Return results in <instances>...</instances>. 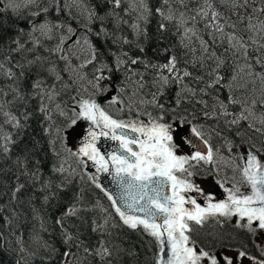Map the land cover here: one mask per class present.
<instances>
[{
    "label": "trees",
    "instance_id": "obj_1",
    "mask_svg": "<svg viewBox=\"0 0 264 264\" xmlns=\"http://www.w3.org/2000/svg\"><path fill=\"white\" fill-rule=\"evenodd\" d=\"M222 1L183 0L182 3L181 0H167L165 3V0H146L151 9V16L145 23L138 18L136 11L127 1H123L121 7L115 10L118 15L109 16L108 13L112 11L113 5L107 0H80L82 5L84 4L85 13L91 11L97 14L98 18L94 22L89 23L88 21L87 23V26L91 28V31H88L89 38L102 53L100 60L113 69L111 72L105 70L104 74L112 77L105 83L114 85L109 94L121 98L123 102L121 113L124 118L126 117L125 102L119 90L127 84L128 78L126 77L130 70L126 71L125 68H138L139 72L146 73L150 67L155 65L154 68H158L159 65H164L170 58L175 57L176 70L181 75L182 83L198 93L205 92L204 97L210 100L206 105L208 99L197 95L196 99L191 100L190 98L189 101H184V98L182 99L178 95L176 81L168 77L167 84L162 81L165 84L164 94L156 97L158 103L165 106L167 118L198 116L199 114L198 117H200L201 111L205 109V106H208L214 118L205 120V125L209 129L215 130L224 141H229L234 150L241 144L255 150L261 161L264 158V135L252 131L244 122L233 123V120L221 117L218 109L214 106V93L217 97L219 95L222 103H228V95L224 90L229 85L227 82L230 83L232 79L238 59L236 52L226 42V35L233 34L240 37L247 45L248 60L253 68L264 73V47H261L262 44L258 45L250 41V34L246 28L251 20L264 29V13L259 11L264 7V0ZM46 2L47 0H41V6ZM59 2L64 12L62 11L58 16L52 13L47 18L70 23L74 29L83 27L81 17L73 14L71 8H66L65 0H59ZM156 8H162L165 16L172 14L174 18L170 21L163 19ZM35 10V6L30 9L22 5L13 11L11 7L0 3V63L8 68L19 62L25 65L24 71L27 73L25 76H21V69L15 67L13 71L17 75L13 80L5 75H0V104H3L5 112L15 115L24 125L23 128L17 129L11 124L4 123L5 118L0 115L3 133L11 134L16 141L15 145L11 146L12 152L10 151L7 155L0 153V234H2L0 236V264H16L18 260L20 264H63L64 257L61 254L68 250V246L62 243L61 228L55 223L58 218L63 219L64 227L74 235H79L90 249H95L99 240L105 241L106 246L113 252V264H154L158 250L154 239L144 233L142 229L132 230L122 224L112 211L105 196L89 182L82 172L78 160L67 151L64 143L57 139V129L65 127L73 117V111L69 105L80 91L73 77L66 70V60L61 59L60 53L49 51V49L55 48L58 43L59 32L54 34L52 40L40 36L39 33L34 34L40 39L38 46L32 43L33 38L30 37L29 40L27 33L31 30L29 21L33 19L31 13ZM204 12L208 14L204 15ZM213 13L216 14L215 18L213 17L214 25L222 29L220 32L223 37L218 45L212 47L211 53V48L209 51L202 48L199 37H203L210 46L213 44L212 39H209L210 34H208V26L212 25L210 16ZM85 17L87 16L85 15ZM99 17H104L103 21ZM45 18L41 14V17L35 19L39 23ZM161 23L165 25L163 30L159 27ZM101 24L109 34L107 37L103 33L100 37L96 35L100 31ZM133 24H139L146 34H138L137 30L132 27ZM186 25L193 26L196 34L189 38H183L180 35V30ZM206 29L207 32L204 31ZM134 33L137 35L135 36ZM136 38L138 43L135 42ZM15 40L24 44L22 50L12 51L17 47L13 43ZM133 41L134 43H132ZM124 52L129 53L133 59L139 58V62L129 66L127 63L117 69V58H119L118 56L123 57L122 53ZM37 57L40 59L36 60ZM28 60L36 62L33 65H28ZM99 66L100 63L97 61L84 69L90 76L87 75L89 79L93 77L95 68ZM49 68L55 71H47ZM185 71L190 75L184 76ZM57 75L60 77L58 81ZM37 76L43 79L45 88L52 90L54 85V91L57 94L53 100L49 101L46 96L41 98L36 95L35 90L32 89V83ZM217 76L221 79L218 83L213 84ZM145 79L147 83H151L160 77L148 73ZM210 83L213 84L211 88L207 87ZM14 88L24 97L23 100L15 99ZM215 90L216 92H214ZM102 96L104 94L92 97L103 106ZM177 100L180 101L179 104L176 103ZM42 102L46 107L44 113L39 111ZM258 109L264 115V107ZM61 111L65 114L61 115ZM159 111L156 113L159 114ZM46 116L50 118L46 119ZM46 129L48 131H45ZM25 147L30 150L29 153L24 152ZM25 156H27L30 170H34V166L39 167L42 179L34 185L26 187L19 194V200L13 201L11 189L16 182V175L21 169L17 160L24 159ZM61 165L65 168L63 173L53 171L54 167L59 168ZM27 180L28 177H20L21 183H25ZM46 182L51 185V188L41 191L42 185ZM53 191L58 195L45 203L44 196L51 195ZM33 197L34 199H32ZM72 205L81 211L76 217H63V213ZM33 208L36 209L35 213ZM105 219L108 223L105 225L103 233L91 231L92 227H95L93 222L104 224ZM8 220H11V224L8 223ZM42 222L46 230L41 229ZM18 238L23 242L22 246L25 249L23 253L20 252L21 244L17 243ZM191 238L195 240L197 248L202 246L208 251H218L219 248L224 247L236 248V242L243 245L247 243L246 237L231 232L229 228L227 230L219 228L217 225L197 226L191 234ZM45 242L47 245H51V248L46 247ZM52 249L55 251L53 252ZM77 249L74 245L71 248V252L76 253L72 264L100 263L98 258L85 254L83 248Z\"/></svg>",
    "mask_w": 264,
    "mask_h": 264
},
{
    "label": "snow or ice",
    "instance_id": "obj_2",
    "mask_svg": "<svg viewBox=\"0 0 264 264\" xmlns=\"http://www.w3.org/2000/svg\"><path fill=\"white\" fill-rule=\"evenodd\" d=\"M107 2L113 5V9L108 15H118L115 10L121 7L123 0H107ZM181 2L183 3V0ZM0 3H5V0H0ZM24 6L25 8L35 6L36 9L31 13L33 19L29 21L31 30L28 32V36L33 38L34 45L40 44L39 37L34 34L39 33L40 36L52 40L54 34L59 32L58 43L55 48L49 49V51L60 53L61 59L67 60V56L63 55V49L68 46L69 42L79 45L81 41L70 23L47 18L52 13L58 16L63 11L59 0H47L43 6H41V0H24ZM6 7H11L13 11H16L19 8V3L17 0H7ZM139 8L141 10L140 19L147 23L151 16V9L146 0H139ZM156 11L165 20L170 21L174 18L172 14L165 16L162 8H158ZM259 11L264 13V7L260 8ZM41 14L46 18L37 23L35 18L40 17ZM207 14L204 12V15ZM212 15L215 18L216 14L213 13ZM97 18L95 12H88L89 23L94 22ZM99 19L103 21L104 17H99ZM132 27L137 30L138 34H146L139 24H133ZM159 27L163 30L165 25L161 23ZM88 30L91 31V28ZM219 30L222 31V29ZM101 33L105 37L109 35L103 24H101L100 31L96 35L100 37ZM13 43L17 47L12 51H19L24 48V44L20 43L19 40H15ZM84 43L92 49V52L91 58L82 67L97 61L100 63V66L95 68L93 77L88 79V85L93 89L92 96L112 91L114 85L105 83L112 77L106 76L104 72L105 70L111 72L113 69L100 60L102 53L90 40L86 38ZM125 43H127L126 40ZM241 46L245 47L243 43ZM124 55L126 56L127 53ZM39 59V57L36 58V60ZM35 62L28 60L27 64L33 65ZM138 62L139 58L130 60L132 65ZM127 63L129 61L117 58V69ZM15 67L21 69V76L27 74L24 71L25 65L17 62L8 68L0 63V75H5L9 79L15 78L16 73L13 71ZM154 67L156 66L154 65ZM158 67L173 73L176 70L175 57L170 58L167 64ZM47 71L53 72L55 70L49 68ZM183 75L188 76L190 73L185 71ZM84 78L81 77L82 80ZM56 79H60L59 75L56 76ZM160 79L165 84L168 83V77L161 76ZM220 79L217 76L216 83ZM207 87L211 88L213 84L210 83ZM32 89L35 90L37 96L41 98L46 96L49 101L53 100L57 94L54 91V85L52 90L45 88L44 81L39 76L33 81ZM13 92L16 94L15 99H24L17 89L14 88ZM109 103L115 105L122 103V101L119 100L118 96L113 95ZM150 103L160 110L158 115L154 116L152 112L138 113V115H145L147 122L142 120L125 121L113 118L94 98H80L77 101L78 111L74 112V118L65 127L57 129V139L62 141L66 147L67 138L75 131L77 121L82 119L89 122L90 127L87 135L83 137L78 150L72 151L68 148L67 151L73 156L86 157L87 160L92 161L97 172H108L113 176L121 189L119 201L103 188L101 191H105V195L111 202V207L123 225L132 230L142 229L144 233L154 239L159 250L154 264H243L245 258L252 261V264H264V259H257L241 249L235 250V255H228L223 251H208L202 246L197 250L196 242L191 238L196 226H203L210 218L220 217L226 219L236 217V227L245 229L252 234L264 233V163L257 159L253 152L248 151L246 162L240 168V174L242 182L249 187L250 191L242 193L235 184L233 188L229 189L224 187L223 182L216 180V183L225 193L224 199L217 200L214 193H205L204 189L195 182L201 164L211 165L214 163L212 148L208 147L205 153L201 151L200 146L193 139L203 140L202 132L184 117L167 118L165 106L158 103L155 95ZM176 103L179 104L180 101L177 100ZM39 111L46 112L43 102ZM64 114L61 111V115ZM0 115L4 116V123L11 124L17 129L24 127L15 115L4 111L3 104H0ZM45 118L49 119L50 117L46 116ZM185 126H187L186 131ZM101 137L115 142L103 153L97 147V142ZM15 143L16 141L11 134L3 133V125L0 124V153L9 154L11 146ZM203 143L207 145L208 142L203 140ZM185 145L193 149L190 154L183 153ZM24 152L29 153L30 150L25 147ZM79 162L85 163L83 160ZM17 164L21 165V169L16 175V182L11 189L13 201L19 200V194L26 187L34 185L42 179L38 166H34V170L28 168L27 156L24 159H18ZM53 171L63 173L65 168L61 165L59 168L54 167ZM21 176L28 177V180L21 183ZM89 179L95 180V177H89ZM96 187L100 188V185L96 184ZM50 188L51 185L46 182L42 185L41 191ZM191 193L198 194L204 200V206H201L197 202V198L190 195ZM57 195L58 193L55 191L51 195H45V203ZM186 205H190V207ZM79 211L81 209L72 205L63 213V217H76ZM33 212H36L35 208H33ZM8 223L11 224V220H8ZM55 223L61 228L62 243L68 246V250L61 254L64 257L63 264H72L73 258H75V253L71 252L73 245L78 249L83 248L85 254L98 258L100 264H113V252L106 246L105 241L99 240L95 249H90L79 235H74L68 228L64 227L63 219L58 218ZM93 223L95 227H92L91 231L103 233L108 221L105 219L104 224ZM41 229L46 230L43 222ZM17 243L21 244L20 252L23 253L25 251L22 246L23 242L18 238ZM45 246L51 248V245H47L46 242ZM52 251L54 252L55 249ZM261 255L264 256V252ZM16 264H20V261L18 260Z\"/></svg>",
    "mask_w": 264,
    "mask_h": 264
},
{
    "label": "rangeland",
    "instance_id": "obj_3",
    "mask_svg": "<svg viewBox=\"0 0 264 264\" xmlns=\"http://www.w3.org/2000/svg\"><path fill=\"white\" fill-rule=\"evenodd\" d=\"M129 1L132 3L130 4L134 6L133 8L136 10L137 16L140 18L141 10L139 8V0ZM65 2L66 8H71L73 14L83 19V27L78 30L79 33L77 35L80 38V44L75 45L69 42L68 46L63 49V55L67 56L68 58L66 60V62H68L66 70L73 77L81 96L85 97V95H88V97H92L93 89L90 87V85H88V73L86 74V72L84 71L85 66L82 67V65H85V62L91 58L92 52V49H90L88 45L84 43V40L86 38L90 40V36L88 34L89 27L86 23V21H88V19L86 20V18L88 17V13H85L80 0H65ZM17 3L22 6L24 5V0H17ZM4 4H7V0H5ZM208 8H210L209 5ZM85 15L87 17H85ZM210 22L212 23V25L208 26V34H210V39H212L213 44L210 46L206 41L202 44L206 51L210 50L211 48L212 53V47L214 45H218L221 42V38L223 37V35L220 32L219 28L214 25L215 20H213V15L210 16ZM246 28L249 31V38L252 43L264 45V29L262 27H259L255 24V22L250 20ZM204 31L207 32L208 30L206 29ZM225 39L228 45L235 50L236 57L238 59L235 63L233 80L228 86L230 92L236 93L237 98L239 99L238 101L240 111L236 113L235 116L239 114V119L247 121L253 129L264 134V115L262 112L261 114H259L256 111L257 106H264V73L258 72L251 65L247 56V45L242 41V39H240V37L238 38L235 35L229 34L225 36ZM242 43L243 45H245V47L241 46ZM255 62L257 63V61ZM129 65H131L130 62L127 66ZM125 69L126 71L130 70V73L128 75L129 77L127 76L126 78H129L130 81H132L134 84L132 85V82H129L130 86H128L127 83L122 88V92L125 93L124 98L127 101V107L125 108L127 110L128 116L147 119L145 115H138V113L150 112L147 104H150L152 99L147 98V93L152 94L155 85L148 86V90L145 91V88L143 86L139 87L140 78L135 74L137 71H132V69H129V67ZM163 71L164 72H162V75L168 73L166 69H164ZM177 74L178 73H175V75ZM82 76L85 77L83 80L81 79ZM177 78H180V76H177ZM170 79L174 80L175 78L172 76ZM180 81L181 80H179V82ZM176 84L178 85L177 79ZM177 88H179V97L184 99H189L196 94L194 91L188 89V87L185 86H177ZM111 97L112 95H110L109 92L101 97L103 103L105 104L106 110L109 111L112 115L121 116L122 103H117L115 105L110 104L109 102L111 100ZM119 100L121 101V98H119ZM222 113L226 114L225 111H223ZM197 129L200 130L202 134L210 137L209 133L203 132L201 128L197 127ZM226 151L228 152L227 154H221L220 152H217L215 165L217 171H219V174L222 173V175H219V180H225V182H227L226 178H232L234 179L233 183L235 185H237L238 183L241 184V181L237 175V173L239 174L238 163L236 162V159L233 155H228L230 153V150L227 149ZM235 180L238 182H236Z\"/></svg>",
    "mask_w": 264,
    "mask_h": 264
},
{
    "label": "water",
    "instance_id": "obj_4",
    "mask_svg": "<svg viewBox=\"0 0 264 264\" xmlns=\"http://www.w3.org/2000/svg\"><path fill=\"white\" fill-rule=\"evenodd\" d=\"M74 111H78V105L75 106ZM127 121V120H125ZM147 122V121H145ZM90 127V124L88 121L84 120H78L77 125L75 128V131L68 136L66 145L68 148H70L72 151L78 150V148L81 145V142L83 141V137L87 135L88 128ZM99 131V129H97ZM195 142L200 146L201 151L207 152L206 146L204 143L196 138H193ZM115 144L114 141L108 140L104 137H101L99 141L97 142V147L101 149V152H105L109 147L113 146ZM190 150L193 151L192 148ZM246 154L243 155L241 158L242 167L244 166L246 162ZM78 159L81 161H85V163L82 164L84 172L87 174L88 177H95V180L90 179V181L96 186V184L100 185V190L103 188L109 195H112L117 201H119L121 189L116 183V181L113 179V176L110 175L108 172H97L96 167L93 165L92 161L87 160L86 157H78ZM98 188V187H97ZM105 191H102L105 194ZM250 189L248 187L247 192H249ZM246 192V193H247ZM170 194V192H169ZM192 195V193L190 194ZM108 198V197H107ZM111 203V202H110ZM189 207L190 205H186ZM114 210V209H113Z\"/></svg>",
    "mask_w": 264,
    "mask_h": 264
},
{
    "label": "bare ground",
    "instance_id": "obj_5",
    "mask_svg": "<svg viewBox=\"0 0 264 264\" xmlns=\"http://www.w3.org/2000/svg\"><path fill=\"white\" fill-rule=\"evenodd\" d=\"M224 1V0H223ZM222 1V2H223ZM160 2V1H159ZM227 2H229V1H227ZM44 3V2H43ZM47 3V2H46ZM168 3H169V1H168ZM175 3V2H174ZM255 3V2H254ZM81 4H82V2H81ZM84 5V4H83ZM163 5V4H162ZM166 8V7H165ZM176 8V7H175ZM31 9V8H30ZM157 9V8H156ZM182 9V8H181ZM202 9V8H201ZM30 12V11H29ZM33 12V11H32ZM64 12V11H63ZM192 12V11H191ZM195 12V11H194ZM64 14V13H63ZM12 15V14H11ZM66 15H67V13H66ZM65 15V16H66ZM3 16V15H2ZM44 16V15H43ZM61 16V15H60ZM183 16V15H182ZM41 17V16H40ZM185 17V16H184ZM182 19H184V18H182ZM140 21V20H139ZM186 21V20H185ZM187 21H188V16H187ZM41 22V21H40ZM121 22V21H120ZM142 22H144V21H142ZM126 23V22H125ZM181 23V22H180ZM3 25V24H2ZM81 25V24H80ZM90 25V24H89ZM125 25V24H124ZM6 26V25H5ZM127 26V25H126ZM142 26V25H141ZM171 27V26H170ZM14 28V27H13ZM100 28V27H99ZM23 29V28H22ZM143 30V29H142ZM170 30V29H169ZM29 31V30H28ZM110 31V30H109ZM28 33V32H27ZM104 35V34H103ZM119 35V34H118ZM13 36V35H12ZM102 36V35H101ZM114 36V35H113ZM16 37V36H15ZM117 37V36H116ZM1 38V37H0ZM29 38V40H30V37H28ZM27 38V39H28ZM16 39V38H15ZM24 39H26V38H24ZM26 39V40H27ZM132 39H134V38H132ZM4 40V42H5V39H3ZM116 40H118V39H116ZM137 40V38L135 39V42H137L136 41ZM23 42V41H22ZM25 42V41H24ZM27 42V41H26ZM30 42V41H29ZM120 42V41H119ZM179 42V41H178ZM11 43V42H10ZM28 43V42H27ZM33 43V42H32ZM43 43V42H42ZM118 43V42H117ZM132 43H134V41L132 42ZM138 43V42H137ZM140 43V42H139ZM156 43V42H155ZM4 44V43H3ZM34 44V43H33ZM55 45V44H54ZM121 45V44H120ZM137 45V44H136ZM41 46V45H40ZM33 47H35V46H33ZM121 47V46H120ZM137 47H140V46H137ZM32 48V47H31ZM141 48V47H140ZM46 52H47V50H46ZM33 53V52H32ZM43 53V52H42ZM44 54V53H43ZM45 55V54H44ZM170 56V55H169ZM250 58V57H249ZM68 63V62H67ZM14 65V64H13ZM49 66V65H48ZM66 67V66H65ZM68 69V68H67ZM15 70V69H14ZM231 71V70H230ZM140 74H144V72L143 71H140L139 72ZM231 73H232V71H231ZM230 73V74H231ZM263 73V72H262ZM84 74V73H83ZM17 75V74H16ZM38 75H40V74H38ZM45 75V74H44ZM53 75H56V74H53ZM18 76H20V75H18ZM52 76V75H51ZM130 76H131V74H130ZM129 77V76H128ZM21 78V77H20ZM23 78V77H22ZM71 78V77H70ZM132 78V77H131ZM129 79V78H128ZM13 80V79H12ZM15 82H16V80H14ZM21 81V80H20ZM58 81V80H57ZM64 81V80H63ZM59 84H62V83H59ZM150 84V83H149ZM227 84H229L228 82H227ZM66 85V84H65ZM175 86V85H174ZM225 87V86H224ZM143 88V87H142ZM12 91V90H11ZM77 91V90H76ZM150 91H151V89H150ZM143 92V91H142ZM175 92V91H174ZM14 93V92H13ZM69 93V92H68ZM210 93V92H209ZM193 94V93H192ZM9 96V95H8ZM175 98V97H174ZM240 107V106H239ZM19 116V115H18ZM68 117V116H67ZM59 121V120H58ZM34 122V121H33ZM220 123V122H219ZM222 125V124H221ZM226 127V126H225ZM41 129V128H40ZM248 129V128H247ZM246 129V130H247ZM29 131V130H28ZM224 131V130H223ZM27 133V132H26ZM247 133V132H246ZM236 134H238V133H236ZM250 135V134H249ZM241 136V135H240ZM254 136V135H253ZM252 138V137H251ZM237 139V138H236ZM248 139V138H247ZM239 140V139H238ZM253 144V143H252ZM40 145V144H39ZM47 146V145H46ZM235 147V146H234ZM12 152V151H11ZM45 153V152H44ZM50 155V154H49ZM13 159V158H12ZM2 160V159H1ZM11 160V159H10ZM16 168V167H15ZM27 179V178H26ZM36 187V186H35ZM31 190V189H30ZM22 202V201H21ZM2 205V204H1ZM45 232V231H44ZM30 239H31V237H30ZM32 240H34V239H32ZM34 245V244H33ZM78 250V249H77ZM37 254V253H36ZM76 254V253H75ZM23 256V255H22ZM21 256V257H22ZM76 257V256H75ZM79 257V256H78ZM77 257V258H78ZM76 258V259H77ZM20 259V258H19ZM23 259V258H22ZM46 261V260H45ZM62 261V260H61ZM78 261H80V260H78ZM50 264V263H49ZM61 264V263H60ZM100 264V263H99Z\"/></svg>",
    "mask_w": 264,
    "mask_h": 264
}]
</instances>
